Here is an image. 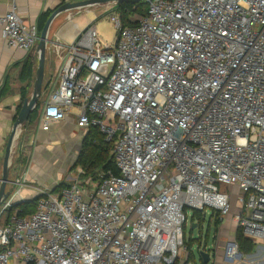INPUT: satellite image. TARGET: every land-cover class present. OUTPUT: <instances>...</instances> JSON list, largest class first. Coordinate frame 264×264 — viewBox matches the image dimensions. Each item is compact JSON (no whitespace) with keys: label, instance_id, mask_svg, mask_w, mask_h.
Here are the masks:
<instances>
[{"label":"built area","instance_id":"2783aa9c","mask_svg":"<svg viewBox=\"0 0 264 264\" xmlns=\"http://www.w3.org/2000/svg\"><path fill=\"white\" fill-rule=\"evenodd\" d=\"M145 1L134 25L110 12L114 44L91 22L66 46L40 119L48 130L75 112L113 143L119 175L93 182L78 167L70 183L37 189L22 217L17 181L0 206V264H173L189 253L186 208H210L219 229L231 187L223 259L264 264L237 240L264 250V0ZM0 25L9 46H37V23L16 6Z\"/></svg>","mask_w":264,"mask_h":264},{"label":"crops","instance_id":"0c3cea01","mask_svg":"<svg viewBox=\"0 0 264 264\" xmlns=\"http://www.w3.org/2000/svg\"><path fill=\"white\" fill-rule=\"evenodd\" d=\"M68 1L77 0H0V16H4L12 6H16L18 13L25 21L37 23L38 25L39 17L42 13L53 11L59 5ZM96 9L88 11L76 10L65 16L61 13L53 20L50 26L43 89L38 103L40 104L38 115L33 121L30 122L28 120L26 125L21 127L12 150L9 176L11 181L7 186V190L13 191L17 189V181H24L26 187L21 190L22 199H33L37 195V189H54L62 183H70L72 179L70 175L73 170L72 166L78 159L88 130L78 127L75 112L64 120L54 122L48 130L41 129L40 119L45 101L48 99L52 89L59 83L58 78L66 61V46L73 42L80 31L91 22L96 24L97 27V20L100 16L97 17V13L94 14ZM95 17L97 19L94 20ZM2 30L3 26L0 25V179L2 177L8 140L13 130L16 116L21 109L24 98L31 96L33 92L38 66L37 46L31 51L11 47L4 39ZM39 32L41 33V31ZM29 57H31L34 64L33 73L30 78L23 79L24 63ZM51 135L74 139L71 140L73 147L70 149L69 154L66 155L65 153V156H67V158H64V160H67L65 165L58 163L57 166V161H50V158L47 157V150L42 143L48 144ZM27 146L31 148V151L25 154L24 150ZM89 178L93 182H97L93 177L89 176ZM225 221L229 224V228H225L224 233H222ZM224 222L219 229L220 233L226 236L229 231L236 228L233 225L230 226L231 222H233V215L228 216ZM261 253L260 251L257 254Z\"/></svg>","mask_w":264,"mask_h":264},{"label":"rangeland","instance_id":"374dc122","mask_svg":"<svg viewBox=\"0 0 264 264\" xmlns=\"http://www.w3.org/2000/svg\"><path fill=\"white\" fill-rule=\"evenodd\" d=\"M116 4L117 3H105V4L91 5L81 9H75L73 11L64 12L63 15L64 16L67 14L70 15L72 12H75L76 10L88 11L90 9L97 8L96 10H94L95 12L94 14L97 13L98 15L97 17L100 16L99 19L97 20V31L100 34L104 44H114L116 40V28L109 20V13L113 11ZM97 17H95L94 20L97 19ZM71 140L74 139L70 137L63 138V136H59V135H51V139L48 141V144L42 143L45 146V149L47 150L46 154L47 157L50 158V161L53 162L57 161V166L58 163L65 165L67 161L64 160V158H67V156H65V153L66 155H68L70 149H72L73 147ZM112 150L113 149H110L111 153ZM30 151L31 148H29V146L25 147L24 150L25 154ZM11 163H12V157H11ZM76 164H77V159L73 163V166ZM70 175L72 177L74 176V170H72ZM93 179H96V177L93 176ZM230 190L232 193V201L234 204L233 212H232L233 215L234 212H237L236 194L238 193V190L235 187H231ZM186 215H187V221L184 225L185 244L187 245V247H189L188 249L189 252L191 250L193 251L192 253L194 257H192L193 255L191 252L189 253V256H187L186 250L184 248H181L179 251L180 256H178V258L176 259L175 262L177 263L175 264H204L200 259L199 249L209 251L212 255L214 254L215 250L218 253V256H213L211 262H209L208 264H235L232 262H227L226 260L223 259V246L227 241L228 237L230 235H233L234 230L230 229L231 231L228 232L229 234L223 236V234L220 233V230L216 228L215 220L212 219L210 208L197 211L190 207H187ZM193 223L198 224V226L195 229H192ZM223 225L225 227L223 228L222 233H224L225 228H229V224H227V221H225ZM231 225L236 227L237 223L233 221L231 222L230 226ZM259 243H263V242H259ZM258 250H259L258 246H254V248L250 253L251 256L256 255L258 253ZM256 256L258 258L257 262L264 259V250L262 251L261 254H257ZM245 258L247 260L251 259L248 258V256H246Z\"/></svg>","mask_w":264,"mask_h":264},{"label":"trees","instance_id":"16d2710c","mask_svg":"<svg viewBox=\"0 0 264 264\" xmlns=\"http://www.w3.org/2000/svg\"><path fill=\"white\" fill-rule=\"evenodd\" d=\"M147 8H148V3L145 0H123L118 2L113 10L121 15L123 21L126 24L134 25L136 22H132L130 17L134 15L142 16L146 14ZM52 12L53 11H46L40 15L38 22L39 31L42 30L46 20L48 19V17ZM33 65L34 64L31 57L25 60L24 68L22 72L23 79H27L31 77L33 73ZM39 106L40 104L36 106L35 110L31 114L29 118L30 122L37 117ZM109 148L113 149L112 142H107L105 140L104 135L98 129H89L87 132L86 139L82 144L81 151L77 159V164L74 165L72 169L75 170L78 167H81L85 172V177L94 176L96 177V179L94 180L97 181L100 179V175L103 172L112 171L113 174L119 175V170L117 168L116 159L113 150L111 153ZM64 184L66 183H62L61 185ZM35 206H36V202L19 204L17 206L19 208L18 215L22 217L32 213L35 210ZM215 224H216V228L218 229V225L220 224V219L219 220L216 219ZM237 240L240 249L245 253H250L255 246V244L251 240L245 238L240 231H238L237 233ZM189 253L187 254V256H189ZM192 257H194V255Z\"/></svg>","mask_w":264,"mask_h":264},{"label":"water","instance_id":"95a60500","mask_svg":"<svg viewBox=\"0 0 264 264\" xmlns=\"http://www.w3.org/2000/svg\"><path fill=\"white\" fill-rule=\"evenodd\" d=\"M123 0H77V1H68L64 2L63 4L59 5L53 12L50 14L48 19L46 20L39 37V42L37 45V53H38V66L36 69V78L33 85V92L31 96L25 97L23 104L21 106L20 111L16 116V120L13 125V130L8 140L6 153L4 157L3 163V171L2 177L0 179V206L4 202L5 199L8 198L10 195V190H7V186L10 183L9 175H10V167H11V157H12V150L13 145L16 137L18 136L21 127H23L26 122L29 120L32 112L36 108L39 103V100L42 95L43 89V81H44V74H45V61H46V51L47 45L49 42V30L53 20L61 13L72 11L75 9H81L84 7H88L91 5L97 4H105V3H118ZM55 189V188H54ZM53 189V190H54ZM39 195L37 194L33 199H21L18 202L14 203L13 206L16 207L22 203H30L35 202ZM198 226L197 223L192 224V229H195ZM191 252H193L191 250ZM200 259L204 264H208L211 260V256L207 251L199 249Z\"/></svg>","mask_w":264,"mask_h":264}]
</instances>
